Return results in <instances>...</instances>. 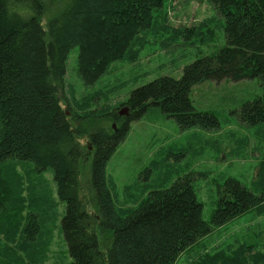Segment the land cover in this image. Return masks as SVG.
Wrapping results in <instances>:
<instances>
[{
    "label": "trees",
    "instance_id": "1",
    "mask_svg": "<svg viewBox=\"0 0 264 264\" xmlns=\"http://www.w3.org/2000/svg\"><path fill=\"white\" fill-rule=\"evenodd\" d=\"M165 1L0 0V264H43L36 258L44 253L37 248L43 230L37 214L30 212L23 228L9 217L24 210L17 208L23 204L19 164L39 174L53 171L67 205L62 222L72 264H176L183 255L185 264H264V251L253 245L210 251L204 244L212 226L224 227L250 212L264 214V166L255 192L235 179L219 186L212 223L203 219V204L183 180L152 191L135 209L118 210L105 172L129 124L151 110L183 128L218 126L216 116L194 108L195 86L257 79L264 88V0H210L225 19L227 46L186 67L180 79L161 77L134 91L123 104L129 116L121 117L118 108L98 116L117 128L88 130L91 116L80 115L68 98L70 51L78 48L79 74L94 85L126 56ZM241 118L264 123V93L243 106ZM86 137L93 158L83 186ZM44 207L38 215L46 217L52 207Z\"/></svg>",
    "mask_w": 264,
    "mask_h": 264
},
{
    "label": "rangeland",
    "instance_id": "2",
    "mask_svg": "<svg viewBox=\"0 0 264 264\" xmlns=\"http://www.w3.org/2000/svg\"><path fill=\"white\" fill-rule=\"evenodd\" d=\"M225 27L224 17L210 0H166L154 13L151 25L138 33L126 56L113 62L94 85L83 82L79 50L73 48L67 60L68 98L80 115L91 116L88 130L98 126L117 128L98 116L115 108L121 117H126L125 113L129 116L130 109L123 104L134 91L161 77L180 79L189 65L218 54L227 46ZM263 93L257 79L239 83L209 81L195 86L190 94L194 108L219 121L210 129L183 128L175 118L154 110L132 121L105 170L115 208L124 212L135 209L152 191L168 189L183 180L191 184L203 204V219L212 223L219 186L235 179L255 192L264 166V123L243 121L241 112L246 103ZM73 125L76 127V123ZM81 144L89 147L80 174V181L86 186L93 150L87 137L81 139ZM15 168L22 191L18 202H23L17 208L24 210L19 217L14 213L9 217L17 218L23 228L28 214H37L43 223L37 248L44 253L36 258L42 257L43 264H72L62 222L67 205L60 199L53 171L39 174L29 164ZM34 199L38 207H34ZM45 205L52 207L49 215H38ZM239 243L264 251V214L250 212L224 227L212 226L211 234L204 240L210 251ZM186 261L187 256L183 255L176 264Z\"/></svg>",
    "mask_w": 264,
    "mask_h": 264
},
{
    "label": "water",
    "instance_id": "3",
    "mask_svg": "<svg viewBox=\"0 0 264 264\" xmlns=\"http://www.w3.org/2000/svg\"><path fill=\"white\" fill-rule=\"evenodd\" d=\"M124 115H126V116H127V113H125Z\"/></svg>",
    "mask_w": 264,
    "mask_h": 264
}]
</instances>
